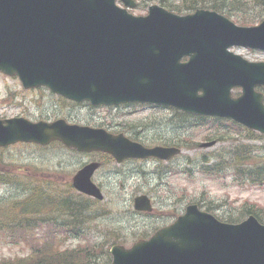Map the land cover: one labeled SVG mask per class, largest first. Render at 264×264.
Instances as JSON below:
<instances>
[{"label":"water","instance_id":"95a60500","mask_svg":"<svg viewBox=\"0 0 264 264\" xmlns=\"http://www.w3.org/2000/svg\"><path fill=\"white\" fill-rule=\"evenodd\" d=\"M115 1L0 0V71L18 75L26 88L46 85L78 101L174 105L228 117L264 133V94L256 89L264 86V61H249L229 50L235 45L264 50V21L240 26L216 11L179 15L157 4L148 15H134ZM235 87L242 88L238 97L232 95ZM53 139L108 151L118 161L168 159L181 152L63 120L0 119V146ZM98 166H85L74 185L102 199L91 179ZM135 207L153 209L147 195H138ZM111 253V264H264V224L254 215L240 223L222 222L191 204L150 238L131 247L113 245Z\"/></svg>","mask_w":264,"mask_h":264},{"label":"rangeland","instance_id":"374dc122","mask_svg":"<svg viewBox=\"0 0 264 264\" xmlns=\"http://www.w3.org/2000/svg\"><path fill=\"white\" fill-rule=\"evenodd\" d=\"M162 1L182 9L191 0H137L138 6L130 10L135 14H146L151 4ZM198 2L203 3L197 1L195 6ZM119 3L122 4L120 0ZM229 3L227 14L239 24H256L264 18V4L258 0H229ZM233 50L250 60H264L263 51ZM234 92L238 95L240 90ZM56 97L47 88L26 90L17 77L0 73V118L20 114L29 115L34 120L41 115L51 119L67 116L73 122L124 131L147 145L179 144L183 152L170 161L150 158L117 163L109 155L80 154L59 142L46 147L20 143L0 148V219L6 214L11 216L12 209H20L21 200L27 199L35 186L53 189L54 196L59 195V199L71 197L72 201L81 199L89 204V196L73 187L68 188L73 175L88 158L89 162L97 159L103 163L94 180L105 197L91 205L84 215L71 214L69 209L62 214V220L75 216L83 221V235L69 239L65 247L93 244L99 250H106L109 244L119 241L131 246L138 237L150 235L157 227L172 221L191 202H198L203 209L224 219L230 215L246 216L251 207L260 210L264 217V186L239 179L231 166L234 165L232 158L237 157V148H253L252 155L264 160V135L252 137L244 126L229 121L214 126L210 124L213 120L203 123L193 116L182 117L173 108L147 105L99 107L92 111L85 105L72 110L70 116L69 110H60L70 106ZM211 141L214 143L203 146ZM216 162L223 166L220 172L212 168ZM139 194L150 196L154 206L152 212L136 210L135 198ZM49 210L45 207L39 213L21 212L15 217L24 220L43 216ZM41 228L44 232V227ZM27 240L25 236L15 244L5 231L0 230V260L13 257L32 259ZM98 261L109 264V255L101 254Z\"/></svg>","mask_w":264,"mask_h":264},{"label":"trees","instance_id":"16d2710c","mask_svg":"<svg viewBox=\"0 0 264 264\" xmlns=\"http://www.w3.org/2000/svg\"><path fill=\"white\" fill-rule=\"evenodd\" d=\"M197 1L203 2L197 3L203 7H211L219 11L228 9V4H230L229 0H191L187 4V7L194 8ZM258 2L264 4V0H258ZM180 114L183 116L187 115ZM221 123V119H215L210 122L214 126ZM248 131L251 133L249 136L257 137L259 135L254 131ZM254 152L253 148L250 150L237 148L235 150L237 157L232 158L234 165L231 166L239 179L243 178L245 181L253 184L264 185V160L252 155ZM212 168L214 171L220 172L223 166L219 162H216L212 165ZM59 197V195L54 196V190L51 188H46L43 185L35 186L31 195L27 199L21 200L22 207H19L20 209L15 211L12 209L11 216L6 214L5 218L0 219V230L5 231L15 244L20 243L23 237H27L26 243L30 246L32 258H4L0 260V264H101L98 259L101 254L105 253L109 255L110 263L111 255L109 248L111 244L107 246L106 250H99L93 244L75 247L64 246L69 239L78 238L83 235V221L79 220L81 218H75V216L72 218L66 216L68 219L65 221L61 219L62 214L69 209L71 214L78 213L84 215L88 212L91 205L96 204V201L89 199L88 204L81 199L72 201L71 197H63L61 199ZM45 207H48L50 210L43 216L29 217L24 220L15 217L21 212L24 214L39 213ZM5 208L6 206H4ZM93 211L97 212L95 209ZM247 213L256 214L264 222V217L260 214V210L251 207L247 209ZM225 220L237 222L241 220V217L230 215ZM41 226L44 227V232Z\"/></svg>","mask_w":264,"mask_h":264},{"label":"flooded vegetation","instance_id":"af4514ba","mask_svg":"<svg viewBox=\"0 0 264 264\" xmlns=\"http://www.w3.org/2000/svg\"><path fill=\"white\" fill-rule=\"evenodd\" d=\"M39 90H41V89H39ZM65 103H67V105H69L70 107L69 108H63V107H61L60 108V110L61 111H65V110H69V112H68V114L71 116V111L72 110H75L76 108H78V107H82V106H88L89 104H88V102H83V103H77V102H74V101H69V100H66L65 101ZM81 105V106H80ZM90 107V106H89ZM64 115V114H63ZM44 117V116H43ZM59 117V116H58ZM64 117H66L68 120H69V118L67 117V116H64ZM44 118H47V119H51V117L49 116V117H44ZM53 118V117H52ZM88 156H89V153H86ZM89 162V158H88V161L86 162V163H88ZM84 164H82V166H83ZM81 166V167H82ZM78 170H79V168H78Z\"/></svg>","mask_w":264,"mask_h":264}]
</instances>
